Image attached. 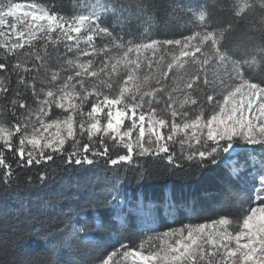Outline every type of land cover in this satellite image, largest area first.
I'll return each mask as SVG.
<instances>
[{"label": "snow or ice", "instance_id": "obj_1", "mask_svg": "<svg viewBox=\"0 0 264 264\" xmlns=\"http://www.w3.org/2000/svg\"><path fill=\"white\" fill-rule=\"evenodd\" d=\"M158 7L187 34L141 38L134 24L150 31ZM242 25L252 43L236 56L227 41ZM61 42H70L63 55ZM0 49L3 190L17 169L56 155L66 170L95 165L111 174L98 177L103 200L81 204L99 231L86 222L56 228L71 227L93 245L84 264H264V0H95L71 15L54 3L0 0ZM53 55L72 71L62 75L52 64L41 78ZM155 169L194 178L192 187L214 170L217 190L202 195H218L224 206L214 216L184 219L196 197L174 195L169 181L163 200L145 201L143 185L162 179ZM46 176L41 171V183ZM125 182L137 189L134 201L121 195ZM241 186L233 210L232 189ZM161 214L172 222L160 226Z\"/></svg>", "mask_w": 264, "mask_h": 264}, {"label": "trees", "instance_id": "obj_2", "mask_svg": "<svg viewBox=\"0 0 264 264\" xmlns=\"http://www.w3.org/2000/svg\"><path fill=\"white\" fill-rule=\"evenodd\" d=\"M15 2H31L41 5L55 4L65 15L84 10L85 4H92L95 0H14ZM150 5L162 6L166 0H146ZM156 11L159 16L152 17L151 30L147 24L135 25L141 38L146 35H154L159 39L180 38L181 34H187V28L181 21L169 15L167 18L162 7ZM147 19V18H146ZM244 26L232 33L227 41L230 54L240 56L251 46V40L244 32ZM259 78V77H257ZM65 145V148H68ZM176 150L178 147L175 145ZM257 152L260 146H253ZM242 149L241 151H245ZM8 155V151L5 150ZM66 159V157H65ZM55 161V162H54ZM54 161H42L40 165H33L29 169H17L19 175L7 191L3 190L0 182V264H84L93 253V245L74 235L71 227L63 231H56L61 222L67 221L70 225L79 226L87 223L91 231H99L94 228L97 217L81 211V204L88 199L103 200L106 193L100 191L102 179L105 173L102 166L85 165L75 166L66 170V165L61 163L58 155ZM118 167V166H112ZM2 171V170H0ZM41 171L47 173L43 183L39 176ZM154 174L162 179L148 182L143 185L145 201L149 199L163 200L166 189L165 181H169V187L173 188L174 195L188 199L196 197V205L191 213H184V219L198 220L216 215L224 201L218 195L205 197L203 192L214 193L217 190L215 171L201 173L199 184L195 187L193 179H179L175 176H166L162 169H155ZM119 175V173H117ZM123 175L131 178V171H124ZM32 180L29 181L28 177ZM136 191L133 185L125 182L121 189V195L135 200ZM223 195V192H221ZM232 197L237 198L228 202L235 210L239 199L243 198L244 192L241 187L232 189ZM113 214H117L113 210ZM181 216L176 217L179 222ZM172 221L164 215H159L160 226H166ZM138 229H130L129 234Z\"/></svg>", "mask_w": 264, "mask_h": 264}, {"label": "rangeland", "instance_id": "obj_3", "mask_svg": "<svg viewBox=\"0 0 264 264\" xmlns=\"http://www.w3.org/2000/svg\"><path fill=\"white\" fill-rule=\"evenodd\" d=\"M5 2H6V0H5ZM15 3H20L22 5L36 4V3H31V2H15ZM24 10H26V8H22L21 11H20V13H18V15H22V13H23ZM9 19H12V18H9ZM64 43H70V42H61L59 44L60 55H63L65 53V51H66L65 48H64ZM81 46H83V43H82ZM40 51H41V54H45V50L44 49H40ZM47 51L48 52H51L52 49L49 48ZM2 52H3V50L0 49V53H2ZM68 55L71 56V53H68ZM81 59H86V57H81ZM28 63L31 64V59H29ZM37 63H39V61H37ZM46 63L49 64V67L47 69H40L39 70L40 73H41V78H43V73L45 71H47L48 74L50 75L51 71L53 70V68L51 67L52 64H54L56 68H59L60 69L62 75L64 74L65 71H69V72L72 71V66L65 65L63 68H61L60 63L56 61L55 55H53V58H52V61L51 62L46 61ZM209 71L211 72L212 70H209ZM223 71H224V69L222 67L216 69L217 74L223 73ZM169 75H171V73ZM54 111L59 112L60 110L54 109ZM65 145H68V143H66ZM176 146L178 147L177 152L179 153L180 146L178 144Z\"/></svg>", "mask_w": 264, "mask_h": 264}]
</instances>
